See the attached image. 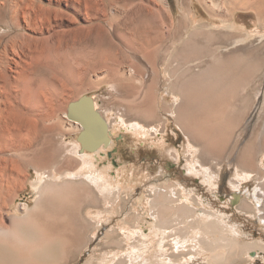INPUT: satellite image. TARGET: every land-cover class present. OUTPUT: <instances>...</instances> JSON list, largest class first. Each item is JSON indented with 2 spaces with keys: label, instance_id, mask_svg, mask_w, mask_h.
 <instances>
[{
  "label": "bare ground",
  "instance_id": "bare-ground-1",
  "mask_svg": "<svg viewBox=\"0 0 264 264\" xmlns=\"http://www.w3.org/2000/svg\"><path fill=\"white\" fill-rule=\"evenodd\" d=\"M156 1L0 0V264L69 262L88 248L118 199L133 187L96 165L94 157L105 145L81 151L80 144L66 140L84 129L65 106L89 78L93 87L112 85L110 91L137 80L140 88L122 99L125 110L144 121H161L146 124L128 119L126 112L113 125L92 96L112 140L117 129L147 136L152 130L162 132L172 120L187 138V172L216 188V167L228 160L235 168L231 200L237 196V208L264 223V98L257 122L262 120L263 127L258 131V124L250 140L246 114L257 98L238 99L248 79L259 76L264 83V52L244 44L251 35L239 20L255 15L264 27V0H180L176 13L168 0L158 1L166 11L156 9ZM160 86L167 96L158 113ZM262 86L256 96L264 97ZM57 135L62 138L58 147ZM205 154L215 164L208 163L210 158L206 162ZM31 170L37 174L33 205L18 203L8 225L5 209ZM252 179L255 187L244 192L243 184ZM154 187L151 198L140 196L146 212L125 207L120 226L108 229L101 240V245L122 249L111 256L103 252L94 264H189L198 259L247 264L264 259V241L248 237L229 212L215 210L185 186ZM100 204L104 207L90 209Z\"/></svg>",
  "mask_w": 264,
  "mask_h": 264
},
{
  "label": "rangeland",
  "instance_id": "rangeland-1",
  "mask_svg": "<svg viewBox=\"0 0 264 264\" xmlns=\"http://www.w3.org/2000/svg\"><path fill=\"white\" fill-rule=\"evenodd\" d=\"M158 1L159 0L154 3L156 9H160L162 11L164 9V11H166V9H168L166 5ZM168 1L171 6H173L172 8L176 13L179 9L178 1L180 0ZM137 2H141V0H137ZM239 20L240 23L246 27V32L251 35V37L246 41V43L244 42V44L253 48H260L261 51L264 52V27L259 24V20L257 19V17H255V15H245L243 17L241 16ZM227 53L228 52L226 51L223 52L224 55H226ZM127 65H130V62ZM201 65V67L206 66L203 63ZM261 65L263 67L264 62ZM261 76V79L263 78L264 80V74H261ZM89 80H91V78L87 79L84 84L78 85L80 87L76 89L78 92L74 91L73 94L70 96L71 99L69 98L70 100H67L65 110L68 112V107L70 105L69 103H71L75 99L80 98L82 95L87 94L91 96H96L101 107L102 113L105 117H108L110 119L113 125L116 123V118H119L120 113L122 114L127 112L125 110L126 106L122 102L123 97H126L127 95L131 94L132 91H135L141 86V83H139L137 80H132L130 81V84H134H132L130 87L125 85L120 89L110 91L112 85L104 83L103 85L101 84L93 87V84H88L90 83ZM246 84L248 85L240 89L238 99H241L243 95H246L248 98H251L250 102L257 98V103L254 105L253 109L248 110L249 112L251 111L250 115L248 114V111L246 114V118L248 117L247 123L250 122L248 125L249 129L247 128V139L250 140V138H253V135L255 137V134L257 135V132L260 131V129L263 127V124L261 123L262 120L259 123L257 122L258 117L260 116V110L264 97L261 93L258 96L256 95L257 91L260 90L259 88H261L264 83L262 84L260 81V77L256 76L255 79H248V82L246 81ZM88 86H90V88ZM156 93L158 95L157 98L159 101L158 113H160L162 112L163 106L165 104L164 96H167V94L163 91V86L157 88ZM231 98L232 100L230 99V102L233 101V97ZM126 117H128V119H138L150 125H155L161 122L159 120L152 121L151 119L143 118L145 119V122L140 118V116L136 115L133 112H127ZM258 124H261L259 125L260 127L258 126ZM257 126L259 127V129H257L258 131L256 130ZM81 131L82 130L73 132L71 135H68L66 137V140L70 143H78L82 147L81 143L78 140V135ZM152 133L154 134H150L147 136H138L130 130H123L122 128L117 129L114 134V139H111L110 144L108 146H105L102 152L98 153L94 157L96 165L100 169H105V167L109 168V175L113 179H120L126 185H128L129 183V186L132 185L133 187L128 191L126 190L122 194L121 199H118L117 204H115L114 213L109 216V219L107 221L104 222V225L97 232V235L95 236L93 241L90 242L88 248L80 250V253L76 252L74 254V257H72L69 262L61 264H86V261L92 253V256H90L93 258H91L92 263L88 262V260L87 264H94L99 261L100 258L103 257V252L106 254L108 252L109 256L113 255V252H115V250L117 251L118 246L106 245L105 243H102L101 245L100 243L103 236L105 235L108 229L114 227L118 228L120 226L119 223H121L120 221L125 216L124 212L126 209H129V207H132V211H136V213H138L139 211V213L146 212L144 205L140 201V196H144L146 199L151 198L154 194V189L152 188L153 185H155L154 188H161L162 190H177L178 188H181L183 186H185L188 191L193 190L192 193L194 196H196V198L211 202L212 207L215 210L219 209L225 212H229L232 215L234 221L240 224L241 228L247 232L246 235H248V237H256L257 239L260 238L264 241V223H260L258 217H255L252 214L247 215L244 213V211H241L239 208H237L238 204H240L239 200L235 203H233V201L231 200L233 189L230 186V180L232 177L234 178L235 174V168L229 164L231 162H229L228 160L223 161L221 166L216 167L219 170L218 186L216 188H211L210 186L202 182V179L199 178L200 176L190 175L187 172V167L189 163L187 160V156L190 155V152L186 151L188 149L187 138L182 133L180 128L172 122V120H170L168 126H166L162 132H155L154 130H152ZM61 139V136H55L54 143L56 147L60 145L62 141ZM164 140L165 143L163 142ZM242 144H244V142H242L240 146ZM177 150L180 151L181 156L175 158V156H172V154H177ZM207 156L208 155L206 154L203 155V159L206 160V162L210 158L209 156ZM210 161L214 163L211 158L208 163H211ZM74 164L75 166H77L79 164V161H75ZM36 178V172L31 170V176L29 177V180H27L25 187H22L21 190L19 188L14 193V197H16L14 198L13 202L8 205L7 208L5 207L6 209L4 214V221L8 225H11L12 223L9 222L10 220L12 221V215L15 214L14 212L18 213V203L26 202L29 205H33L35 192L32 186V182ZM255 185L256 181L255 179H252L251 181L243 184L242 190L246 192L248 189H253ZM73 191L74 190H72V193L74 195ZM78 195L81 194H77V196ZM122 201L124 206H122V203H120ZM14 206L16 207L14 208ZM82 207L83 212L86 213V211H88L86 209L87 206L83 205ZM99 207L103 208L104 205H94L93 207L91 206L90 209L96 211L97 209H99ZM116 207H120L123 210L121 209L119 211L120 208L117 209ZM130 223L135 224V221L131 220ZM90 235L91 229L90 231H88V233L84 234L85 240L90 237ZM96 249H99L98 252ZM111 249H113V251ZM121 249L122 247H118L119 251ZM95 252L97 253L95 254ZM95 259L98 260L94 261ZM196 261L197 262L189 264H206L202 259H198ZM256 261L247 264H264V259H262V256L261 258L259 256Z\"/></svg>",
  "mask_w": 264,
  "mask_h": 264
},
{
  "label": "water",
  "instance_id": "water-1",
  "mask_svg": "<svg viewBox=\"0 0 264 264\" xmlns=\"http://www.w3.org/2000/svg\"><path fill=\"white\" fill-rule=\"evenodd\" d=\"M68 115L71 119L82 123L84 129L78 135L81 151H95L100 146H108L111 142L109 124L102 113L96 108L91 95H82L70 103ZM238 197H235V202Z\"/></svg>",
  "mask_w": 264,
  "mask_h": 264
},
{
  "label": "flooded vegetation",
  "instance_id": "flooded-vegetation-1",
  "mask_svg": "<svg viewBox=\"0 0 264 264\" xmlns=\"http://www.w3.org/2000/svg\"><path fill=\"white\" fill-rule=\"evenodd\" d=\"M232 201H233V203H235V199L234 198L232 199Z\"/></svg>",
  "mask_w": 264,
  "mask_h": 264
}]
</instances>
